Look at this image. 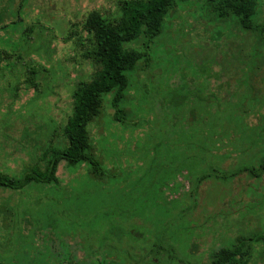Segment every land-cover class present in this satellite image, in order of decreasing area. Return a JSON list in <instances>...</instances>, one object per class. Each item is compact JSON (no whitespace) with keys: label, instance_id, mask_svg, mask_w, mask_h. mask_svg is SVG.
Returning <instances> with one entry per match:
<instances>
[{"label":"rangeland","instance_id":"obj_1","mask_svg":"<svg viewBox=\"0 0 264 264\" xmlns=\"http://www.w3.org/2000/svg\"><path fill=\"white\" fill-rule=\"evenodd\" d=\"M126 1L0 0V174L67 144L72 94L102 67L84 20ZM222 1H177L147 48L126 43L146 56L87 125L99 173L62 159L53 182L0 188V264H264V0L253 30Z\"/></svg>","mask_w":264,"mask_h":264},{"label":"trees","instance_id":"obj_2","mask_svg":"<svg viewBox=\"0 0 264 264\" xmlns=\"http://www.w3.org/2000/svg\"><path fill=\"white\" fill-rule=\"evenodd\" d=\"M177 1L186 0L126 1L122 17L117 21H108L97 11L88 14L83 26L92 36L89 56L102 67L90 80L79 83L72 94L73 109L62 132L67 144L49 152L43 172L26 174L21 178L0 174V188L17 189L31 180L53 182L58 162L62 159L68 164L87 162L92 174L99 173V162L91 152L87 125L100 113L107 94H111V105L118 112L129 85L127 72L146 56L145 51L129 48L126 43L142 36L147 48L148 43L160 34L164 16ZM256 6L257 0H223L217 10L220 16L228 13L237 16L242 28L253 30L256 28L253 21ZM261 163L263 167L264 153Z\"/></svg>","mask_w":264,"mask_h":264},{"label":"flooded vegetation","instance_id":"obj_3","mask_svg":"<svg viewBox=\"0 0 264 264\" xmlns=\"http://www.w3.org/2000/svg\"><path fill=\"white\" fill-rule=\"evenodd\" d=\"M258 246H260L258 243H255V246H254V250H253V252L256 254L257 252H258V250H259V247ZM252 261L254 262V261H256V259L254 260V259H252ZM217 262H218V260L217 259H214L213 261H212V263L211 264H217Z\"/></svg>","mask_w":264,"mask_h":264}]
</instances>
